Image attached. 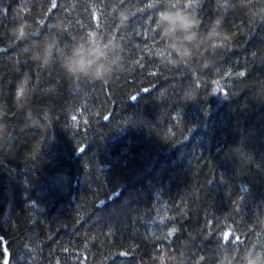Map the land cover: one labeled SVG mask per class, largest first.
<instances>
[{"label":"trees","instance_id":"obj_1","mask_svg":"<svg viewBox=\"0 0 264 264\" xmlns=\"http://www.w3.org/2000/svg\"><path fill=\"white\" fill-rule=\"evenodd\" d=\"M0 264H264V0H0Z\"/></svg>","mask_w":264,"mask_h":264},{"label":"clouds","instance_id":"obj_2","mask_svg":"<svg viewBox=\"0 0 264 264\" xmlns=\"http://www.w3.org/2000/svg\"><path fill=\"white\" fill-rule=\"evenodd\" d=\"M158 24L162 26L165 33L174 34L175 32H190V27L194 26V21L185 18L180 10H165L159 14Z\"/></svg>","mask_w":264,"mask_h":264}]
</instances>
